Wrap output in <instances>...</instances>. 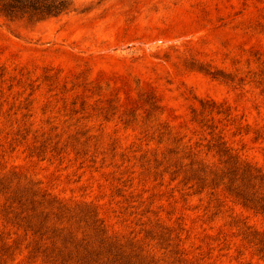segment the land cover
Listing matches in <instances>:
<instances>
[{"label": "rangeland", "instance_id": "obj_1", "mask_svg": "<svg viewBox=\"0 0 264 264\" xmlns=\"http://www.w3.org/2000/svg\"><path fill=\"white\" fill-rule=\"evenodd\" d=\"M73 1L40 22L0 12V170L94 207L109 236L167 261L264 264L245 238L264 215L222 189L195 194L161 162L186 147L218 163L193 122L211 100L230 113L204 115L215 132L264 170V0ZM29 241L0 213V264H45Z\"/></svg>", "mask_w": 264, "mask_h": 264}, {"label": "trees", "instance_id": "obj_2", "mask_svg": "<svg viewBox=\"0 0 264 264\" xmlns=\"http://www.w3.org/2000/svg\"><path fill=\"white\" fill-rule=\"evenodd\" d=\"M74 10L73 0H0V12L10 20L27 18L40 22ZM46 81L50 86L55 83L53 76ZM223 106L208 100L201 102L198 114L193 111V122L210 130L212 139L207 151L214 152L218 163L198 159L186 147L183 151H187V158L178 156L179 151L171 148L163 154L161 162L166 163L171 181L180 180V185L195 190V194L212 191L213 196L222 189L234 203L264 215V170L233 154L223 141L222 130L215 132L219 126L214 117L209 123L210 119L204 116H224L218 123L229 121L230 113ZM47 149L42 143L32 154L44 156ZM0 202L5 224L30 240L26 247L30 256L41 258L45 264H189L181 258L167 261L135 240L109 236L94 207L63 202L43 193L35 183L21 184L16 172L9 175L0 170ZM170 237L167 240H174ZM245 238L254 244L257 255L264 261V232L251 231ZM160 239L164 236L160 235Z\"/></svg>", "mask_w": 264, "mask_h": 264}]
</instances>
